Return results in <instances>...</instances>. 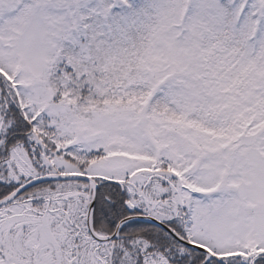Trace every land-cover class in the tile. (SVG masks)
Returning <instances> with one entry per match:
<instances>
[{
	"label": "snow or ice",
	"instance_id": "1",
	"mask_svg": "<svg viewBox=\"0 0 264 264\" xmlns=\"http://www.w3.org/2000/svg\"><path fill=\"white\" fill-rule=\"evenodd\" d=\"M0 264H264V0H0Z\"/></svg>",
	"mask_w": 264,
	"mask_h": 264
}]
</instances>
